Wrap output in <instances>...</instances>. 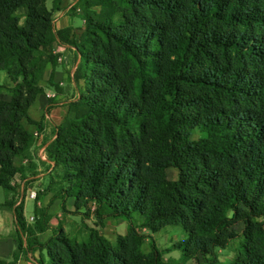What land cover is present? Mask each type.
<instances>
[{"label": "trees", "instance_id": "1", "mask_svg": "<svg viewBox=\"0 0 264 264\" xmlns=\"http://www.w3.org/2000/svg\"><path fill=\"white\" fill-rule=\"evenodd\" d=\"M59 5L0 0V70L13 85L0 98V187L15 192L24 168L14 159L31 160L26 125L41 123L29 108L53 48L65 46L84 86L62 104L44 148L49 179L61 170L45 192L62 211L70 197L75 209L95 204L98 225L119 217L126 231L112 244L97 226L81 242L56 228L41 243L34 233L47 228L45 210L30 228L23 199L9 198L0 210L14 215L13 261L39 250L47 261L36 264H174L152 241L143 254L142 229L179 226L184 238L169 249L186 259L226 246L241 224L245 243L232 264H264V0H77V36L54 29Z\"/></svg>", "mask_w": 264, "mask_h": 264}, {"label": "rangeland", "instance_id": "2", "mask_svg": "<svg viewBox=\"0 0 264 264\" xmlns=\"http://www.w3.org/2000/svg\"><path fill=\"white\" fill-rule=\"evenodd\" d=\"M46 6L48 8L51 7V0H46ZM79 14V11L76 13ZM73 21L77 25H81V19L78 16L73 17ZM84 27V26H83ZM82 28H78L77 35L79 34ZM55 47L52 50V54L54 53ZM61 74L64 75V72L60 67L57 68ZM48 73H45L44 76L39 82L41 86L46 84V79L48 77ZM13 85L6 74L5 71L0 70V98L2 99H9V88ZM38 106H34L30 109V116L31 118H39L41 110L37 109ZM65 110L61 107V110L55 111V116H63ZM26 127L30 130H36L33 126ZM35 134V132H34ZM34 137V136H33ZM40 147H35L34 145L31 147L30 151V158L31 160L37 159V163H33L32 161V168L35 170L36 167H40V171L34 170H26L24 173L28 176H33L39 173H45L47 171V167L41 164L40 154L39 152ZM32 153V154H31ZM17 159H21L20 156H17ZM43 161V160H42ZM61 170L54 169L52 171L51 176L54 179H49L47 176L43 181H37L34 183L36 179L34 178L29 182L25 183L26 189L28 188L29 191L33 190L36 193L34 199L28 198V194H24L23 198L24 203V219L26 220L27 227H33L35 223L40 218V214L38 213V209L36 208V201H40L41 209H45L47 218L50 220L52 218L53 225L51 226L48 223L49 227H52L53 230H59V234L68 237L71 240H76L77 242H81L87 239V230L89 228H96L100 231V233L108 239L112 244L115 242V238L118 234L124 235L126 223L125 220L119 217H106L102 219L100 225H98V221L94 216V209L95 204H89L88 207H80V209H75L73 204V198H67L64 202L65 211L61 210L62 201L59 198L55 200L57 203L53 204L51 199V194L45 192V187L47 186L49 181L56 180L57 176L60 175ZM176 172L173 169L167 170V176L169 179H173ZM48 175V173H47ZM52 177V178H53ZM15 178L19 183L15 182ZM11 182L16 186L15 192L7 193L3 188L0 187V203H3L6 199L11 198L13 200H17L19 197V193L17 191V187L20 186V180L16 175ZM56 186L57 182L53 181ZM20 197V200L22 199ZM89 210V211H88ZM0 218L1 220L5 218L7 219V223L1 226L0 223V244H3L7 247L10 246L11 240H14V226L13 223V213L11 210H0ZM32 218V219H31ZM136 222H140L141 219L138 216H134ZM48 220V221H49ZM238 233V237L232 241H230L224 247H212L210 251L205 255L201 256L200 254L194 257L184 259L182 257V253L180 250H170L171 246L175 244L177 241L182 240L183 232L179 226H168L165 227L157 232L149 231L147 229H142L141 232L145 236L142 244H141V251L143 254H147L150 251V242L152 241L156 247L162 253L163 260L165 262H172L174 264H232L238 256L241 255V246L245 243L244 236L242 234V225L237 224L234 226ZM50 230V235H51ZM49 235V236H50ZM42 243V242H41ZM170 250V251H169ZM2 253V252H1ZM45 260L47 261L45 251L42 252ZM6 252L0 254V257L3 259H12V257L7 258Z\"/></svg>", "mask_w": 264, "mask_h": 264}, {"label": "crops", "instance_id": "3", "mask_svg": "<svg viewBox=\"0 0 264 264\" xmlns=\"http://www.w3.org/2000/svg\"><path fill=\"white\" fill-rule=\"evenodd\" d=\"M76 1L77 0H60L59 10L53 13V27L55 30H61L64 28L71 27L74 31L75 36H77L78 28H83L84 21L80 17L79 18L81 19V25H77L73 21V17L78 16L76 13L79 10L77 9L75 11L76 13L70 10V8L76 3ZM54 53L56 57L55 63L53 65L48 64L46 68L44 69L43 76L45 73H48L47 74L48 77L46 79V84L44 86H41L43 89V92L36 96L35 101L30 106L29 112H28L30 116V109L34 106H38L37 109L41 110L39 118H31L30 116V118L33 121L41 123V129L40 130L28 129L30 132H32L33 136H34V132L39 134L40 139L34 138V146L40 147L39 152L43 151L44 148L50 143V141L53 138L54 127L57 126L61 122L62 117L61 116L56 117L55 111L56 110L60 111L61 107L64 110V107L62 106V104L76 99L77 98V88L82 90L84 86L82 80L78 81L77 87L73 81V74L79 62L78 57H76L74 53V50L67 48L65 46H56ZM58 67H60L63 71H65L64 75L61 74L59 70H57ZM34 159L29 160L25 157H21V159H17L16 157L14 159V164L17 167H23L24 172L26 170H34V169H31L32 161L33 163L35 161H36L35 163H37V159L36 160ZM42 165L48 167V163H45ZM40 170L41 169L39 166L38 167L35 166L34 171H40ZM47 173H49V171H46L45 173H39L33 176L25 175V173L23 174V176L16 174L20 180V186L17 187V191L19 193L18 200H20V197L21 198L24 197L25 196L24 194L33 191V190L29 191L28 188L26 189L25 183L29 182L30 180L34 178H39V179H36L34 183H37V181H43L48 176ZM15 182L19 183L16 178H15ZM10 184L11 186H14L16 188V186L12 182ZM52 203L55 204L57 203V201L54 199L52 200ZM36 208L38 209V211L45 210V209H41V204H40V201L38 200L36 201ZM23 217H24V206H23ZM0 223H1V226L5 225V223H7V219L5 220L4 218L1 220L0 218ZM13 223L15 224L14 215H13ZM25 223H26V220H25ZM48 223H50L51 226L53 225L52 218L48 221ZM48 225H47L46 230L43 232L37 233L34 231L35 232L34 236L36 237L38 242H44L49 237L50 230L51 229L53 230V228L49 227ZM15 230H16V226H14V233H15ZM0 231H2V229H0ZM24 240L25 239H23V242ZM23 245L25 244L23 243ZM14 249H15L14 240H11L10 246L7 248L5 245L0 244V254H3L4 252H6L5 256L7 258L12 257ZM42 252H40L39 250H32L31 252L26 253L25 250H23V253H20L14 261L13 259L11 260L3 259L1 257H0V260H2L5 264H36V260H38L41 256H43Z\"/></svg>", "mask_w": 264, "mask_h": 264}, {"label": "built area", "instance_id": "4", "mask_svg": "<svg viewBox=\"0 0 264 264\" xmlns=\"http://www.w3.org/2000/svg\"><path fill=\"white\" fill-rule=\"evenodd\" d=\"M34 138H35V139H40L39 134L35 133V134H34ZM39 156H40V159H41V160H45L44 150H43V152L40 153ZM35 196H36V193H35L34 191H31V192H29V194H28V198H30V199H34ZM31 219H32V218H31Z\"/></svg>", "mask_w": 264, "mask_h": 264}]
</instances>
